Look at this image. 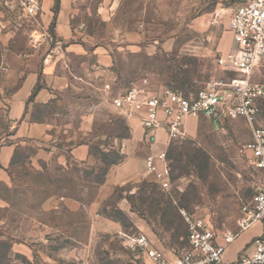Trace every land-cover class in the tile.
Instances as JSON below:
<instances>
[{
  "label": "rangeland",
  "instance_id": "1",
  "mask_svg": "<svg viewBox=\"0 0 264 264\" xmlns=\"http://www.w3.org/2000/svg\"><path fill=\"white\" fill-rule=\"evenodd\" d=\"M66 2L73 33L67 44L81 53L62 57L67 88L58 100L31 108L33 117L49 121L48 140L29 145L16 136L7 106L0 109V264H153L125 240L143 233L166 257L178 256L187 235L181 210L206 222L222 243L241 204L264 189V170L244 149L250 128L241 120L220 130L190 120L179 140L168 143L158 132L149 143L139 121L113 100L132 86L158 96L195 94L223 78L217 60L234 47L229 17L246 0ZM59 3L54 0V18ZM0 21L7 38L0 41V80L16 51L30 49L37 58L63 49L43 36L39 15L0 7ZM253 81L264 86V69ZM256 125L264 127V96ZM76 148L84 150L79 161ZM162 153L168 190L145 169L146 157ZM130 160L126 172L133 175L125 178L122 166ZM114 166H121L119 183L102 195ZM251 251L250 242L233 262Z\"/></svg>",
  "mask_w": 264,
  "mask_h": 264
},
{
  "label": "built area",
  "instance_id": "2",
  "mask_svg": "<svg viewBox=\"0 0 264 264\" xmlns=\"http://www.w3.org/2000/svg\"><path fill=\"white\" fill-rule=\"evenodd\" d=\"M0 7L9 14L35 18L41 13V0H0ZM4 29L0 21V32ZM233 49L217 60L224 77L213 80L195 94L171 92L155 95L132 86L117 96L113 103L125 115L137 119L146 141L153 143L158 132L165 133L168 143L179 140L190 120L203 119L214 130L230 121L241 120L249 128L250 140L244 149L257 166L264 170V127L256 125L259 102L264 86L253 81L254 74L264 69V0H249L235 7L228 21ZM145 169L152 174L163 190L170 187V167L165 154L145 158ZM187 229L186 247L178 256L168 258L157 250L146 235L138 233L125 240L131 250L141 252L153 264H264V189L243 202L234 230L223 235L222 243L215 239L210 226L193 218L185 210L180 212ZM259 224L261 234L252 242V251L231 263H225V249L240 234Z\"/></svg>",
  "mask_w": 264,
  "mask_h": 264
},
{
  "label": "crops",
  "instance_id": "3",
  "mask_svg": "<svg viewBox=\"0 0 264 264\" xmlns=\"http://www.w3.org/2000/svg\"><path fill=\"white\" fill-rule=\"evenodd\" d=\"M41 2L40 31L43 36H49V40L53 39L56 44L63 46V49L44 50L45 52L37 58L30 49L23 52L16 51L6 72L1 73L6 76L0 80V109L7 106V117L11 124L14 123L16 136H25L28 144L34 147L42 145L48 140L50 124L45 118L38 120L33 117L31 108L53 105L58 100L61 92L66 91L67 88L65 62L62 57L67 51H73L77 55L81 53L77 46L67 44V41L73 37V33L68 19L66 0H60L55 18L52 12L54 0H41ZM4 36L0 35L1 43L7 39ZM83 154L82 148L72 151L73 158L78 161L82 159ZM131 161H126L122 166L125 178L127 175H133L131 172L130 174L126 172L130 171L134 165ZM120 167L114 166L110 169L106 182L100 188L102 195L110 187L119 183ZM261 231L262 227L255 224L242 233L233 242L235 245L225 263L233 262L235 256L259 236Z\"/></svg>",
  "mask_w": 264,
  "mask_h": 264
}]
</instances>
